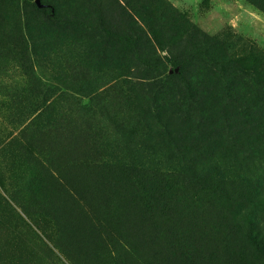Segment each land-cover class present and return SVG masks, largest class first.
I'll return each mask as SVG.
<instances>
[{
    "label": "rangeland",
    "instance_id": "obj_1",
    "mask_svg": "<svg viewBox=\"0 0 264 264\" xmlns=\"http://www.w3.org/2000/svg\"><path fill=\"white\" fill-rule=\"evenodd\" d=\"M43 2L83 23L0 0V264H238L230 220L264 208V0H162L155 30L139 0Z\"/></svg>",
    "mask_w": 264,
    "mask_h": 264
},
{
    "label": "trees",
    "instance_id": "obj_2",
    "mask_svg": "<svg viewBox=\"0 0 264 264\" xmlns=\"http://www.w3.org/2000/svg\"><path fill=\"white\" fill-rule=\"evenodd\" d=\"M25 1L29 2L34 0ZM40 2L42 8H38L35 4L34 5L39 9L45 20L52 25L69 27L74 25L79 26L83 23L81 20L70 21L68 19L62 18L59 16L52 4L45 3L43 2V0H40ZM138 3L140 4V6L142 5L141 7L144 6L143 10L147 15V20L150 21L149 26L151 27V29L155 30V28L153 27V23L157 18L152 16V9H155L154 7H156V13H158L163 6L162 0H139ZM120 8L121 9L119 11L122 18L127 20L129 23L132 22V26L130 27V35H128L127 37H131V35H134L136 37V41L133 42L135 47H137L138 41H144L145 43V39H149L147 33L141 27H136V21L132 16L133 13L139 15L140 9L133 6L129 1H127L126 4H124V6H121ZM124 36H120V40H124ZM192 174L196 175L195 173ZM252 193L259 196L261 198V201L264 202V195H261L262 190L258 191L253 189ZM251 200L253 201L251 207L242 205L241 213L237 218L238 220L234 221L236 218L234 220L231 219L228 226V228L234 230V232H238V264H264V208H261L259 206L260 202L254 201V197Z\"/></svg>",
    "mask_w": 264,
    "mask_h": 264
}]
</instances>
